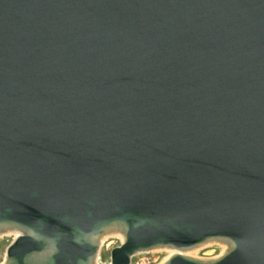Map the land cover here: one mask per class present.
I'll use <instances>...</instances> for the list:
<instances>
[{"label": "water", "instance_id": "water-1", "mask_svg": "<svg viewBox=\"0 0 264 264\" xmlns=\"http://www.w3.org/2000/svg\"><path fill=\"white\" fill-rule=\"evenodd\" d=\"M5 228L0 264H264V0H0Z\"/></svg>", "mask_w": 264, "mask_h": 264}, {"label": "rangeland", "instance_id": "rangeland-1", "mask_svg": "<svg viewBox=\"0 0 264 264\" xmlns=\"http://www.w3.org/2000/svg\"><path fill=\"white\" fill-rule=\"evenodd\" d=\"M16 234L13 232L3 233L0 235V263L3 261L5 249L8 243ZM120 234H113L105 237L100 244L97 261L100 264L109 263L110 248L119 244ZM224 244L218 241H209L201 245L189 248L186 252L198 257H212L220 254L224 250ZM170 251L166 247H155L147 250L135 252L131 257L130 264H160Z\"/></svg>", "mask_w": 264, "mask_h": 264}, {"label": "bare ground", "instance_id": "bare-ground-1", "mask_svg": "<svg viewBox=\"0 0 264 264\" xmlns=\"http://www.w3.org/2000/svg\"><path fill=\"white\" fill-rule=\"evenodd\" d=\"M8 232H13L15 234H17L19 232V230L17 228H5V229H2L0 231V235L3 234V233H8ZM120 234L121 236H123L122 232H120L119 230H115V231H110L108 233H104L103 235H101L100 237V241H102L105 237L107 236H110V235H113V234ZM223 243V242H222ZM224 244V243H223ZM224 249L227 247V244L225 243L224 244ZM166 248L170 251V253L174 252V251H177L176 248L174 247H171V246H166ZM168 256V255H167ZM100 264V263H98Z\"/></svg>", "mask_w": 264, "mask_h": 264}]
</instances>
